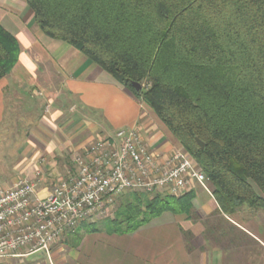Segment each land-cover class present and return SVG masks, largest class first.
<instances>
[{
	"label": "trees",
	"instance_id": "trees-1",
	"mask_svg": "<svg viewBox=\"0 0 264 264\" xmlns=\"http://www.w3.org/2000/svg\"><path fill=\"white\" fill-rule=\"evenodd\" d=\"M25 2L44 35L143 98L201 166L223 212L264 207V0ZM18 55L17 39L0 24V78ZM193 197L130 192L119 206L126 225L107 229L130 232L164 211L190 217ZM135 198L144 203L139 212Z\"/></svg>",
	"mask_w": 264,
	"mask_h": 264
},
{
	"label": "crops",
	"instance_id": "crops-1",
	"mask_svg": "<svg viewBox=\"0 0 264 264\" xmlns=\"http://www.w3.org/2000/svg\"><path fill=\"white\" fill-rule=\"evenodd\" d=\"M31 17L25 0H0V24L19 44L17 62L0 78V123L23 113L18 105L25 104L27 97L44 101L35 120L42 119L47 128L37 123L34 136L47 153L58 150L49 154L51 164L66 161L61 150L81 146L75 140H82L86 132L99 138L136 125L158 152L171 141L176 143L163 141V135L169 137L168 130L159 120V129L150 124L154 113L153 117L138 106L125 87L73 46L44 35L31 24ZM54 86L59 87L58 93L48 94ZM22 165L17 160L3 164L0 186L22 174ZM51 167L47 166L49 173ZM44 186L43 180L36 190L43 194ZM89 223L96 230H88L85 224ZM0 264H264V207L241 204L225 213L211 194L195 190L190 217L164 211L130 232L84 220L52 243L48 253L20 251L1 257Z\"/></svg>",
	"mask_w": 264,
	"mask_h": 264
},
{
	"label": "built area",
	"instance_id": "built-area-1",
	"mask_svg": "<svg viewBox=\"0 0 264 264\" xmlns=\"http://www.w3.org/2000/svg\"><path fill=\"white\" fill-rule=\"evenodd\" d=\"M137 131L119 128L92 142L73 157V171L43 194L25 176L0 186V258L20 251L48 253L52 243L128 190L178 195L189 181L204 184V173L180 149L166 161L174 162L169 169L153 173L154 155ZM41 175L36 171L38 182Z\"/></svg>",
	"mask_w": 264,
	"mask_h": 264
},
{
	"label": "rangeland",
	"instance_id": "rangeland-1",
	"mask_svg": "<svg viewBox=\"0 0 264 264\" xmlns=\"http://www.w3.org/2000/svg\"><path fill=\"white\" fill-rule=\"evenodd\" d=\"M31 24L36 25V23L33 20V15L31 17ZM148 84L149 83H146V81H144L143 83H140V84L139 83L136 84V85H139V87H136L137 91L144 90V88L148 87ZM54 87L55 88H51V89L52 90L55 89V90L52 91L49 89V90H47L48 91L47 93L48 94L49 93L52 94L55 92L58 93L57 91L60 90L59 87L58 86H54ZM129 92L136 99L137 105L143 106L144 108L142 107V109L148 110L149 114H151L154 117L155 114L153 115L152 110L145 103L143 98L141 96H136L131 91H129ZM30 100L31 99L27 97L25 102H24L25 104L22 103V104L18 105V107L19 106L21 107V110H24L23 113L21 111H19L17 114H15V116H14V114L12 117L8 116V118L5 121H3V119H2V121L0 123V170H1V168H3V164H5L6 162H11V160H13V162L15 163V161L17 160V163L19 165L23 164L22 165L24 167L23 173H22L23 175L19 174L12 182H9V184H7V186L11 185L20 176H25V177H28L33 182H37V184H39V185L36 184L37 189H38V187H40V185L43 184V180L46 181V186H44V188L48 189L54 183H56L59 178L65 177L66 174H69L70 172L73 171V165H71V162H73L72 159L76 154L82 153L87 148V146H89L92 142L102 140V138L104 136H101L98 138V137H96V135L86 132L85 133L86 136L83 137L82 140H77V139L75 140V141H78V144L80 143L81 146L76 145V147H72V148L66 149V150H61L62 155H64L66 157L65 158L66 161L60 162V160H59L56 162V164L55 163L51 164V162L49 163V158H50L49 154L53 155L56 152L58 153V150L52 151L51 153L50 152L47 153V150H45L46 147L45 146L40 147L41 143L39 141H37V138L34 136V132L38 130L37 123L40 122L39 124H44L42 119L39 120V122H37V120H35L36 118L39 117V115L41 113L40 107H41V105H43L44 101H41V100L40 101L39 100L30 101ZM13 107L15 109L17 106L15 107V105H14ZM45 107H46V105L43 106V108L47 109ZM17 110H18V108H17ZM151 117H150V119H151ZM154 118H155V121L150 120V122H151L150 124L155 126L156 129H159V127H158L159 121H158L156 115ZM42 126L44 128H47L46 124H44ZM130 127H134L136 130H138L136 125L130 126ZM124 128H126V127H124ZM137 132L139 133V131H137ZM42 134H44V133L42 132ZM45 136L48 137L47 135H45ZM168 136L170 138L163 135L162 136L163 141L167 140L166 138H168V140L169 139L175 140V139H172L173 136L170 132H169ZM5 139H7L8 141H6ZM54 141H55V139H54ZM143 141H144L145 145L147 146V148L153 153L154 158H155V162H154L153 168H152L153 173L158 172V169L159 170L169 169L174 164V162H172L171 164H166V161L169 160L171 155H173L174 152H176L179 149L182 150V152L184 154H186L188 156V158L192 159V161L196 165V168L200 169L204 173L201 166L194 159V157L186 149H184L180 145L176 144L177 142L173 143L172 141L170 142V140H169L170 143L168 144L167 148L164 149L163 151L158 152L157 150L153 149L147 143V141L145 139H143ZM57 142H59V145H60L62 141L57 140ZM17 144H18L19 148L16 147ZM50 144H51V142H50ZM14 157H16V159ZM49 165H52L50 173L48 172V171H50V169L49 170L47 169V166H49ZM55 169H57V170H55ZM38 170H40L41 174H42L39 182H38L39 177L36 176V171H38ZM204 175H205V173H204ZM14 177H15V175H14ZM1 187H3V186H1ZM210 187L211 186H210L209 181L207 180V177H206V181L204 182V184H201V183L196 182V181H189L188 184L185 185L184 188L181 190V192H179L178 195H174V196H179V195H181L187 191H193L194 192L196 190V191H207L209 194H211L212 198H214L212 195ZM128 192H129V194H130V192L142 193L143 195L147 196V198H149V199L151 197H153L154 194H156V193H159V194L164 193V191L159 192V191H155V190H153L151 192H149V191L144 192L142 190H128V191L122 193L121 195H118L110 204H108L105 207V209L102 212H97V214L95 216H93L94 217L93 222L96 221L99 226H102L104 228H108V225H111V224L114 225V224L121 223V222L124 224V222H126V220H124V219L127 218V216H124L120 212L119 206H120V202H121L122 198H125L127 200L131 198V197L126 198V195H129V194H127ZM167 194H169V193H167ZM134 203H135V207H137L136 210L138 212H139L138 208L141 209L144 207V203L140 199L135 198ZM141 210H143V209H141ZM137 218H141V216H139ZM138 221H139V219H138ZM125 225L126 224L122 225L121 227H124Z\"/></svg>",
	"mask_w": 264,
	"mask_h": 264
},
{
	"label": "water",
	"instance_id": "water-1",
	"mask_svg": "<svg viewBox=\"0 0 264 264\" xmlns=\"http://www.w3.org/2000/svg\"><path fill=\"white\" fill-rule=\"evenodd\" d=\"M136 87H139V85H136ZM197 141H198L199 145L202 147L203 146V142L200 141L199 139H197Z\"/></svg>",
	"mask_w": 264,
	"mask_h": 264
}]
</instances>
